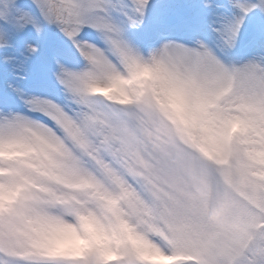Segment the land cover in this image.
<instances>
[{
	"label": "snow or ice",
	"instance_id": "6c2138e0",
	"mask_svg": "<svg viewBox=\"0 0 264 264\" xmlns=\"http://www.w3.org/2000/svg\"><path fill=\"white\" fill-rule=\"evenodd\" d=\"M0 264H264V0H0Z\"/></svg>",
	"mask_w": 264,
	"mask_h": 264
}]
</instances>
